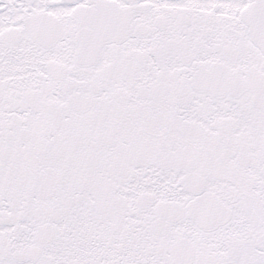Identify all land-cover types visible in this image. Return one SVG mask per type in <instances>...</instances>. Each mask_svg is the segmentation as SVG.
Wrapping results in <instances>:
<instances>
[{
  "label": "snow or ice",
  "instance_id": "snow-or-ice-1",
  "mask_svg": "<svg viewBox=\"0 0 264 264\" xmlns=\"http://www.w3.org/2000/svg\"><path fill=\"white\" fill-rule=\"evenodd\" d=\"M0 264H264V0H0Z\"/></svg>",
  "mask_w": 264,
  "mask_h": 264
}]
</instances>
